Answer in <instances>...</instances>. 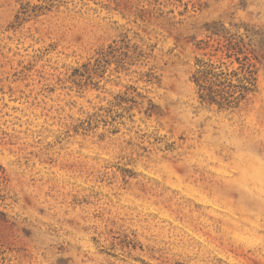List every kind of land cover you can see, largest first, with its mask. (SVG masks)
<instances>
[{
  "label": "rangeland",
  "instance_id": "obj_1",
  "mask_svg": "<svg viewBox=\"0 0 264 264\" xmlns=\"http://www.w3.org/2000/svg\"><path fill=\"white\" fill-rule=\"evenodd\" d=\"M211 30L257 58L232 114ZM0 168V264H264V0H0Z\"/></svg>",
  "mask_w": 264,
  "mask_h": 264
},
{
  "label": "trees",
  "instance_id": "obj_2",
  "mask_svg": "<svg viewBox=\"0 0 264 264\" xmlns=\"http://www.w3.org/2000/svg\"><path fill=\"white\" fill-rule=\"evenodd\" d=\"M210 35V38L221 37L223 43L213 47L208 42L199 41L196 44L197 50L214 48L210 58L220 53L222 59L230 61V65L233 60L238 68L229 71L227 68L223 69L224 63L215 65L210 59L195 58L190 82L200 106L215 108L218 113L232 114L239 111L257 93V58L251 49H246L240 37L237 41L233 36H227L228 33L218 30H211ZM2 178L3 172L0 168V180Z\"/></svg>",
  "mask_w": 264,
  "mask_h": 264
}]
</instances>
